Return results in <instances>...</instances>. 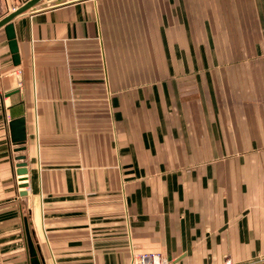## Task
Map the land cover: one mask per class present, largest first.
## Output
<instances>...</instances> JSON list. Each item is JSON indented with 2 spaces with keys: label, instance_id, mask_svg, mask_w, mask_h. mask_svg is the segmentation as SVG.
<instances>
[{
  "label": "crops",
  "instance_id": "1",
  "mask_svg": "<svg viewBox=\"0 0 264 264\" xmlns=\"http://www.w3.org/2000/svg\"><path fill=\"white\" fill-rule=\"evenodd\" d=\"M12 22L0 264H31L27 228L43 264H264V0H68Z\"/></svg>",
  "mask_w": 264,
  "mask_h": 264
},
{
  "label": "water",
  "instance_id": "2",
  "mask_svg": "<svg viewBox=\"0 0 264 264\" xmlns=\"http://www.w3.org/2000/svg\"><path fill=\"white\" fill-rule=\"evenodd\" d=\"M45 1V2H43ZM68 0H27L23 5L16 8L13 12L9 13L6 17L0 20V28L4 27L9 48L12 53V59L14 65L18 66L21 63V57L19 53V44L16 35L15 25L12 22L17 16L21 15L22 13L26 12L29 9H37V8H44L55 6L59 4H63ZM10 130H11V139L12 142L16 145H19L17 148L18 151H22L25 149V142L27 139V127H26V118L25 117H18L13 119L10 122ZM19 159H24V156H20ZM18 174L23 175L27 173L26 163L20 162L18 164ZM26 184H22L21 187H26ZM27 192L24 191L21 194H26ZM27 240L30 249V262L31 264H43L42 258L38 254V249L36 248L35 242L32 238L29 228H27Z\"/></svg>",
  "mask_w": 264,
  "mask_h": 264
},
{
  "label": "built area",
  "instance_id": "3",
  "mask_svg": "<svg viewBox=\"0 0 264 264\" xmlns=\"http://www.w3.org/2000/svg\"><path fill=\"white\" fill-rule=\"evenodd\" d=\"M132 264H178L161 252H139L133 254ZM223 264H236L231 258H227Z\"/></svg>",
  "mask_w": 264,
  "mask_h": 264
}]
</instances>
